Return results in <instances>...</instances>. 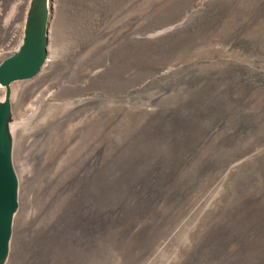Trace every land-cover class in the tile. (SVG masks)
<instances>
[{"label":"rangeland","instance_id":"obj_1","mask_svg":"<svg viewBox=\"0 0 264 264\" xmlns=\"http://www.w3.org/2000/svg\"><path fill=\"white\" fill-rule=\"evenodd\" d=\"M29 4L0 0V61ZM48 29L7 264H264V0H51Z\"/></svg>","mask_w":264,"mask_h":264},{"label":"water","instance_id":"obj_2","mask_svg":"<svg viewBox=\"0 0 264 264\" xmlns=\"http://www.w3.org/2000/svg\"><path fill=\"white\" fill-rule=\"evenodd\" d=\"M51 0H30L23 42L18 51L0 61V264L10 255L14 221L20 205V182L14 165L11 84L36 76L48 58Z\"/></svg>","mask_w":264,"mask_h":264},{"label":"bare ground","instance_id":"obj_3","mask_svg":"<svg viewBox=\"0 0 264 264\" xmlns=\"http://www.w3.org/2000/svg\"><path fill=\"white\" fill-rule=\"evenodd\" d=\"M180 24V23H179ZM184 24V22H182L181 23V25H183ZM175 28V27H174ZM164 31H166V29L165 30H163V31H161V32H164ZM169 31V30H168ZM168 31H166V32H168ZM166 32H164V33H166ZM35 77V76H34ZM33 78V77H32ZM0 86H2V85H0ZM4 87V86H3ZM5 98V94H4V97H3V99ZM3 99H1L0 101H2ZM11 122H12V120H11ZM16 123V122H15ZM16 126V125H15ZM16 128V127H15ZM10 129L12 130V124L10 123ZM150 152V151H149ZM141 167V166H140ZM152 171V170H151ZM146 175V174H145ZM86 179V178H85ZM75 180V179H74ZM148 181V180H147ZM143 183V181L142 180H140V181H138L137 182V187L140 185V184H142ZM161 183V182H160ZM163 183V182H162ZM161 186H163V184H159L157 187H155V188H152L151 189V191L150 190H148V188H145V191H147V192H149V193H151L152 195H155L157 198H160V194H161V191H160V187ZM136 188V187H135ZM150 189V188H149ZM88 194V193H87ZM257 196H259V197H264V190H261V191H259V193L257 194ZM258 197V198H259ZM257 198V199H258ZM262 200H264V199H262ZM83 203H82V201H81V205H79V209H83L82 208V205ZM77 205V206H78ZM55 219V218H54ZM65 219V218H64ZM69 224H68V227H66L62 232H61V235H60V237H67L68 235V232H69V230H71L72 228L73 229H76L77 227H79V230H78V233L80 234V236L82 237V235L83 234H85V236L87 237V236H89L90 235V233L91 232H93L92 231V229H90L88 226H86L85 225V223H84V219L81 217H78L76 220H70L69 219V222H68ZM59 226V225H58ZM96 227L97 228H99V225H96ZM94 233H95V231H94ZM70 234V233H69ZM84 236V235H83ZM70 238H71V240H72V237L70 236ZM61 241V240H60ZM53 243V242H52ZM101 248V247H100ZM66 251V250H65ZM107 253V252H106ZM104 254V253H103ZM110 254V253H109ZM99 255V254H98ZM107 255V254H106ZM10 256V255H9ZM101 256V255H100ZM99 257V256H98ZM106 257H109V256H106ZM111 258V257H110ZM8 259H9V257H8ZM8 259L6 260V262H4L3 264H7V262H8ZM108 261H109V259H108ZM76 262V261H75ZM102 262V261H101ZM107 264H109V263H107Z\"/></svg>","mask_w":264,"mask_h":264}]
</instances>
